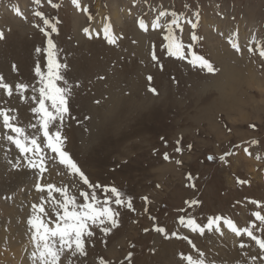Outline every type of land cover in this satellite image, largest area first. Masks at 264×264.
Segmentation results:
<instances>
[{"label":"rangeland","instance_id":"1","mask_svg":"<svg viewBox=\"0 0 264 264\" xmlns=\"http://www.w3.org/2000/svg\"><path fill=\"white\" fill-rule=\"evenodd\" d=\"M53 3L59 7L53 8L47 0H41L40 5L34 0H0V29L6 33V39L0 41V74L8 83L35 84L33 68L38 58L34 48L44 46V36L33 27L34 23L43 24L32 13L42 10L52 20L58 18L59 34L53 33V39L61 60L68 63L66 78L70 84L77 81L81 84L74 89L70 99V110L75 119L67 118L62 128L68 138L66 150L93 183L117 186L133 197L136 209L130 212L120 208V227L106 237L97 230L95 238L89 242L95 246H89L88 256L73 261V264H80V261L98 264L99 257L120 264L128 251L134 254L133 264H186L179 253L183 251L199 258L197 249L204 253L206 264H253L251 256L258 249L248 237L238 238L226 228L223 236L215 231L207 232L205 236L190 234L178 223V217L195 216L204 224L209 216L221 215L233 219L239 227H245L253 219L254 211L264 214V58L258 52L247 51L253 33L255 41L264 43V0H136L135 5L133 0H80L81 5L89 9L91 20L88 13L84 12L85 15L72 4V0H53ZM115 6L123 18L122 23L114 19ZM14 7H19L28 19L15 15ZM164 9L182 13L183 31L176 29V34L185 45L193 43V30L185 18L195 21L196 13H199L196 32L203 39L193 43V50L210 58L218 69L216 73L209 74L192 67L187 60L166 55L163 48L166 28H151V21L159 10ZM124 11H127L126 15ZM251 13L258 22L252 31L243 21L244 16ZM80 14L84 20L78 23L75 18L78 19L76 15ZM140 16L149 24L147 33L135 24L134 18ZM104 17L111 18L117 36L123 37L115 44H108L102 32L100 36L95 35L102 29ZM170 18L162 19L161 23L166 24ZM98 23L100 25H93ZM78 24L82 26L80 32L76 29ZM84 27L95 28L91 39L84 36ZM214 28L218 31H213ZM237 30L247 61L242 62L243 55L235 52L238 60L241 59L240 65L228 63L236 66L237 71H234L241 76L231 84L230 97L224 100L222 91L211 82L215 76L224 74L227 66H223L225 57L222 56L226 44L234 52L227 37ZM242 30L249 39L243 43L240 41ZM133 40L137 43L133 44ZM153 43L165 66L164 71L151 62L149 52ZM39 59L42 65L45 64L43 56ZM13 62L17 64L18 72L11 69ZM249 69L259 75L261 84L248 80ZM149 74L154 76L152 86L157 88L158 95L148 91L146 78ZM99 76L105 79L99 80ZM226 90L230 91L229 88ZM0 100L5 101L0 107L18 109L21 126L35 122L29 105L21 104L18 96L6 98L0 90ZM95 100L100 103H94ZM85 116L89 119H84ZM251 124L256 128H250ZM8 134L11 133L3 128L0 120V158L2 164L4 161L0 166V233L4 230L11 235L21 228L19 218L23 209L30 211V215L31 204L38 202L34 185L39 177L37 172L27 168L15 147L4 138ZM162 136L168 141V147H164ZM177 139L181 140V153L174 151ZM253 139L259 143L251 144ZM189 144L191 149L187 147ZM243 147H248L252 155H247ZM229 151L235 154L227 158V163L221 161L219 157ZM164 152L169 153L170 160L163 159ZM209 155L216 159L207 160ZM18 160L20 167L14 168L13 164ZM176 160H182V164L175 163ZM189 173L194 178L192 181L187 178ZM237 179L248 183H238ZM41 182L61 187L67 185L70 193L77 196L79 191L88 190L78 176L68 174L66 169L55 164H49ZM192 183L195 187L188 186ZM6 196L12 199H4ZM144 196L149 198L147 206L142 199ZM191 200L201 203L189 207L185 201ZM251 200L259 201L260 207L250 203ZM13 206L19 213L14 225L8 224L7 216ZM157 223L170 231L190 235L196 248L175 238L166 241L154 231L143 232L145 227L151 229ZM241 240L249 247L241 249ZM1 242L0 239V252L13 253L9 251L10 245L1 246ZM30 246L31 254L32 241ZM152 248L156 249L154 254ZM1 259L3 254L0 253ZM256 264H259V258Z\"/></svg>","mask_w":264,"mask_h":264},{"label":"snow or ice","instance_id":"2","mask_svg":"<svg viewBox=\"0 0 264 264\" xmlns=\"http://www.w3.org/2000/svg\"><path fill=\"white\" fill-rule=\"evenodd\" d=\"M34 3L40 5L41 0H34ZM47 3L53 8L59 7V5L53 3V0H47ZM72 4L78 10L88 13L90 20L93 19L89 9L82 6L80 0H72ZM133 4H136V0H133ZM13 11L15 15L22 19H28L19 7H14ZM153 11L156 10L153 9ZM128 14H132L131 9L128 10ZM32 15L42 21L43 26H41V23H34L33 27L44 36V46L37 45L34 48V54L38 58L33 68L36 83H8L4 75L0 74V90H2L4 97L12 98L15 95L19 97L21 104H28L35 122L28 124L26 127L21 126L18 119V109L14 107H0V120H2L3 128L11 133L4 138L15 147L20 160L26 162L27 168L37 172L39 177L34 185L38 194V202L31 204L32 211L26 219L30 239L33 242V250L30 254L32 264H65V261H67V264H73V261L88 256L89 246H95L94 244L90 245L89 242L95 238L97 230L106 237L114 229L120 227V208H125L130 212H135L136 209L133 205V197L126 195L117 186L102 185L99 182L93 183L72 158L70 152L66 150L68 138L63 134L62 128L67 118L75 119L71 114L70 99L73 96L74 89L81 87V84L79 81L74 85L70 84L66 78L69 66L66 60H61L58 54L59 50L53 39V33L59 34L58 18L54 21L46 16L42 10H36ZM196 16L195 21L185 18V22L193 30L191 34L193 43L203 39L196 32L199 24V13H196ZM168 17L171 18L167 19L166 24H162L161 20ZM181 17L182 13L164 9L159 10L151 21L152 29L166 28L167 30V34L163 37V40L166 41L163 44L166 55L180 60H187L192 67H198L209 74L216 73L218 69L210 58L197 54L193 50V43L185 45L176 34V29L183 31ZM134 19L139 30L145 33L149 31V24L146 23L143 16ZM104 21L102 29L97 31L95 35L100 36L102 32L103 38L108 44H115L117 39L123 37L117 36L110 17H104ZM8 31H11V29L9 28ZM82 32L89 39L93 36V30L90 27H84ZM220 34L224 35V33ZM5 39V30L0 29V41ZM227 42L234 52L243 54L238 30L227 37ZM132 43L135 44L137 41L133 40ZM253 43H255V47ZM247 51L254 54L258 52L259 56L264 58V43L255 41V34H253V41L249 42ZM149 55L151 61L158 66L159 70L164 71L165 66L161 62V56L157 53L155 43L150 46ZM41 56L45 60L43 65L39 59ZM11 69L13 72L19 71L15 62L11 64ZM98 79L104 80L105 77L99 76ZM146 79L149 84L148 91L153 95H158L157 88L152 86L154 76L149 74ZM3 103L5 101L0 100V104ZM94 103L99 104L100 101L95 100ZM84 119H89V117L85 116ZM77 122L79 123V121ZM249 127L255 129L256 125L251 124ZM29 129L34 131L30 132ZM228 131L231 132V129H228ZM160 139L164 147H168V141L163 136ZM175 143L174 151L181 153L183 151L181 140L177 139ZM258 143V140H251L253 145ZM187 147L191 149L192 145L189 144ZM235 147L240 148L241 145H235ZM242 150L247 155H252L248 147H243ZM234 154L231 151L225 152L219 159L227 163V158ZM259 158L257 156V159ZM163 159L166 161L171 159L168 152L163 153ZM215 159L216 157L213 155L207 157L209 161ZM20 160L13 164L14 168L20 167ZM175 163L182 164V160H176ZM49 164L63 167L68 174L78 176L88 190L79 191L77 196L70 193L67 185L61 187L54 183H42L41 180L44 174L49 170ZM57 174L60 175L59 172ZM187 178L189 181L194 179L191 173L188 174ZM237 182L248 183L239 179H237ZM188 186L195 187V184L192 183ZM97 190H99V193ZM57 196L60 199H57ZM4 199H12V197L6 196ZM80 199H82V202H80ZM142 199L147 206L149 198L144 196ZM185 203L192 207L199 205L201 201L191 200L185 201ZM250 203L260 207L259 201L251 200ZM145 211H147V207H145ZM252 217L253 219L245 227H239L233 219L221 215L209 216L204 224L198 222L195 216L180 215L178 223L187 229L190 234L194 233L199 236H205L207 232L211 231L223 236L225 234L224 228L238 238L246 236L258 249L256 254L251 256L253 264H256L257 258H259V264H264V214L261 211H254ZM150 219L156 220L155 217H150ZM257 224H259V227H257ZM149 231L156 232L166 241L175 238L186 241L192 248H196L190 235H181L179 231H170L167 227L160 226L158 223L151 229L148 227L143 229L145 233ZM131 247L134 248L135 245L132 244ZM239 247L245 249L249 245L241 240ZM151 252L154 254L156 249L152 248ZM197 253L199 258H194L191 253L185 254L183 251L179 253V256L181 261H185L186 264H206L204 253L200 252L199 249H197ZM133 255L132 251H128L120 264H133ZM80 264H83V261H80ZM98 264H113V262L99 257Z\"/></svg>","mask_w":264,"mask_h":264},{"label":"bare ground","instance_id":"3","mask_svg":"<svg viewBox=\"0 0 264 264\" xmlns=\"http://www.w3.org/2000/svg\"><path fill=\"white\" fill-rule=\"evenodd\" d=\"M113 7V6H112ZM128 11V10H127ZM127 11H124V13H125V15L127 14ZM84 13V12H83ZM85 14V13H84ZM252 14V15H251ZM251 14H249V15H246V17L244 16V19H243V21L245 22V24H247L249 27H248V29L249 30H251L252 31V27L254 28V26H257L258 25V22H257V20H255V17L253 16V13H251ZM81 15V14H80ZM86 15V14H85ZM77 17H78V19L77 18H75L76 19V21H78V23L80 22H82L84 19V17H82V15L81 16H78V15H76ZM111 16V15H110ZM114 19L115 20H117L118 22H121V20L123 19L122 18V16H121V14L119 13V9H118V7L117 6H115L114 7ZM227 18V17H226ZM228 19V18H227ZM86 20V19H85ZM213 20V19H212ZM215 20V19H214ZM75 21V22H76ZM97 21V20H96ZM215 21H217V20H215ZM74 22V23H75ZM122 23V22H121ZM213 23H215L214 21H213ZM213 23H209V25H212L213 26ZM77 24V23H76ZM80 25L81 24H78L77 25V30L80 32V30H81V27H80ZM94 26L95 25H100L99 23L98 24H93ZM205 27L208 29L209 28V26L207 25V24H205ZM22 28V27H21ZM80 29V30H79ZM91 29L93 30V32L95 31V28L94 27H91ZM76 30V31H77ZM248 30V31H249ZM211 31V30H210ZM213 31H218V29L217 28H214V30ZM248 31H246V32H248ZM208 32V31H207ZM244 30H242V32H241V34H242V36H241V39H240V41H241V43H243L244 41L246 42V41H248L249 39H247V37H245V34H244ZM254 34V33H253ZM252 34V35H253ZM141 35V34H140ZM212 35V34H211ZM214 35V34H213ZM250 35V34H249ZM217 37H219V36H217ZM135 38V37H134ZM141 38H142V36H141ZM144 38V37H143ZM209 38H211V37H209ZM215 39H216V37H215ZM208 40V39H207ZM213 40V39H212ZM214 41V40H213ZM224 41V40H223ZM222 41V42H223ZM144 43V42H143ZM220 43V42H219ZM224 43V42H223ZM139 44V43H138ZM217 44V43H216ZM226 49L224 50L225 52V55H223L222 56V58H224L223 59V63H225L223 66L225 67V66H227V67H225V70H224V74H221V76H219V77H216L215 76V78L212 80V82H211V84L213 85V86H215L216 88H219V90L220 91H222V97L221 98H223L224 100L225 99H227L228 97H230V92L232 91V85L234 84V82L236 81V80H238L237 79V76L239 77V75L241 76V74H239V72H235L234 70H236V69H234V68H236V66H234L235 64L237 65L238 63V66L240 65V61H241V59L240 60H238L239 58H238V55L235 53V52H233L229 47H227V44H226ZM138 48H140V47H138ZM138 48L136 49V50H138ZM141 49V48H140ZM140 51H142V50H140ZM219 51V50H218ZM221 55V54H220ZM243 55V58H242V62L243 61H247L246 60V58H245V53H243L242 54ZM241 55V56H242ZM228 56L229 57H231V58H229L230 60H228L227 58H228ZM234 60H235V62H234ZM152 62V61H151ZM230 62H232V64L234 63V65H229L228 63H230ZM242 66V65H241ZM241 68V67H240ZM240 68H239V70H240ZM223 69V68H222ZM241 70H242V68H241ZM240 70V71H241ZM237 71V70H236ZM249 76H248V80L250 79L252 82H256V84H257V82L259 81V79H258V77H259V75H254V73L249 69ZM242 72V71H241ZM243 74H244V72H242ZM110 76V75H109ZM242 78V77H241ZM244 78H245V76H244ZM243 78V79H244ZM246 79V78H245ZM247 80V79H246ZM260 82V81H259ZM262 82V81H261ZM261 82H260V84H261ZM249 83V82H248ZM232 84V85H231ZM211 87V86H210ZM260 87V86H259ZM226 88L228 89L229 88V92H227V90H226ZM218 90V89H217ZM219 91V92H220ZM234 91V90H233ZM209 93V92H208ZM150 94V93H149ZM220 94V93H219ZM220 96V95H219ZM153 100V99H152ZM151 104V103H150ZM109 109V108H108ZM95 110V109H94ZM112 114V113H111ZM1 158H0V166H1ZM3 164H4V161H3ZM2 164V165H3ZM6 164V163H5ZM8 168V167H7ZM6 168V169H7ZM5 172V171H4ZM6 173V172H5ZM3 208V207H2ZM28 212H30V211H28L27 209H23V215H22V217H20L19 219L22 221V223H20V226H21V228L18 230V231H16V232H13L11 235L10 234H8V233H6L4 230H3V232H1L0 233V239L2 240V242H1V246L2 245H4V246H8V245H10L9 247H11V249L9 250V251H13V253H9V252H3V251H1L0 253L1 254H3V259H1L0 260V264H32V261H31V259H30V242H31V240H30V232H29V230H28V227H27V224H26V219H27V217H28V215H29V213ZM18 212H16V207L15 206H13L12 207V211H9L8 212V224H13L14 225V223L16 224V220H17V216H18ZM19 225V224H18ZM17 225V226H18ZM10 226H12V225H10ZM10 233V232H9ZM9 256V258H8V256ZM7 256V257H6ZM7 261H9V263H7Z\"/></svg>","mask_w":264,"mask_h":264}]
</instances>
